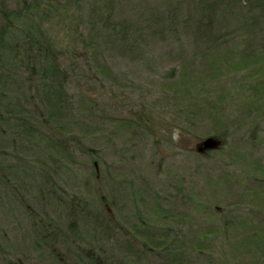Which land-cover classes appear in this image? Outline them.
I'll list each match as a JSON object with an SVG mask.
<instances>
[{"label":"rangeland","instance_id":"rangeland-1","mask_svg":"<svg viewBox=\"0 0 264 264\" xmlns=\"http://www.w3.org/2000/svg\"><path fill=\"white\" fill-rule=\"evenodd\" d=\"M21 1L0 0V10ZM201 1L112 0L116 6L110 10L104 0H41L59 8L48 18L47 28L66 50L63 67L70 75L72 103L66 126L73 149L69 157L58 156L62 166L52 179L67 201L73 195L76 202L107 212L122 240H145L135 229L141 221L169 230L166 239H177L178 264H264V114L253 119L260 117L257 127L229 118L232 134L221 131L223 148L200 151L214 125L202 115L193 122L179 113L195 106L184 102L187 82L179 89L167 87L171 81L170 86L178 85L179 72L174 78L181 68L194 73L204 90L211 82L224 88L236 85L242 77L226 69L233 62L238 65L243 54L264 50V10L256 6L257 0L230 6L228 0ZM205 10L211 11L209 30L201 21ZM93 11L115 22L137 18L142 37L132 53H119L112 38L104 36V20L91 26L97 20ZM36 15L35 21L40 19ZM92 36L96 45L86 43ZM219 57L224 75L210 81L206 69L217 68ZM138 118L149 130L131 124ZM0 144L9 153L0 160V264L72 263L80 247L117 264H172L169 252L140 251L142 255L107 247L81 223L74 240L66 208L34 201L36 184L44 181L40 163H50L47 156L29 143L13 150L6 128ZM82 145L87 152L80 150ZM24 194L28 202L15 199ZM27 208L45 210L62 236L54 243L42 242L31 228Z\"/></svg>","mask_w":264,"mask_h":264},{"label":"trees","instance_id":"trees-1","mask_svg":"<svg viewBox=\"0 0 264 264\" xmlns=\"http://www.w3.org/2000/svg\"><path fill=\"white\" fill-rule=\"evenodd\" d=\"M208 1L217 0H203L200 3L203 5V2L206 4ZM241 1L243 0H228L225 4L230 6L231 2L241 3ZM245 1L249 3L251 0ZM257 2L256 6L264 10V0H257ZM104 5L110 10L116 6L112 0H104ZM217 7L212 8V11ZM53 8L55 9L53 10ZM58 9L56 5L42 4L41 0H22L12 9L4 7L0 10V132L3 133L5 128L9 130V141L13 150L15 147H22L23 144L29 143L39 147V150L43 151V154L52 163V165L47 164L46 161L40 163L44 181L41 184H36L34 201H39L41 205H43L42 202L48 203L49 201L66 208L67 224L74 240H77L81 234L78 227L81 223L83 229H87L86 232L91 231L92 237H96L107 247L112 244L116 250L138 254H142L140 251L153 254L165 251L171 255V263L178 264L175 257H178L179 253L174 252L177 239L172 241L166 239L170 233L169 230L164 232V229L149 227L146 222L141 221L142 223L135 229L139 236L146 237L145 240L137 237L133 244L127 239L122 240L121 232L114 228L118 224L115 225L107 212L98 208H96L97 210L88 208L85 203L76 202V197L73 195L67 201L60 195V187L52 179L53 175L61 168L62 159L69 157V152L73 149L72 145H69L73 138L70 136L69 127L66 126V123H70L68 118L72 113L71 97L68 93L70 75L63 67L66 50L64 51V47L60 46L57 39L51 36L47 28L50 25L48 18L54 17V11L57 13ZM196 10L197 8L194 11L196 12ZM205 11L207 14L201 16V21L206 30H209L212 23L211 11ZM93 13L97 20H94L91 26L96 27L101 19L104 20L100 29L105 34L104 36L112 38L111 41L119 53H132L135 43L142 37L137 18L135 16L133 18L123 17L115 22L106 20V17L103 19V13L94 11ZM169 13L172 15L175 12L170 10ZM35 14L40 16L39 20H34ZM157 19L162 20L159 16L156 17ZM176 21L178 20L175 19L174 22L171 20L168 26H172L173 23L175 25ZM146 28L150 27L146 26ZM86 43L96 45L97 39L92 36ZM91 52H93V48ZM248 53L242 55L241 51L237 52L239 56L242 55L238 65L240 67L248 65L249 69H238L235 62L226 69L227 73L233 72L230 69H235L236 73L242 77L236 85L224 88L220 86L221 83L212 85L211 82L209 88L204 90L203 83H200L195 74H189L188 70L183 68L176 72L174 78L176 79L179 72L181 80H178V85L170 86L172 81L167 84V87H171V89L176 87L179 89L184 82L188 83V87L184 90L185 94H183L188 100H184V102L188 101V104L195 106L181 109L178 105L177 108L181 109L179 113L187 120L194 122L202 115L201 117L207 123L214 125L209 131L211 135L206 138H215L219 141V145L216 149L209 150L210 152L223 148V140L220 138L223 135L221 131H224L225 135L226 133L229 136L232 134V127L227 126L229 124L227 120L238 118L241 122L254 123L253 126L257 127L260 117L258 120L253 119L257 115L264 114V50L254 49L249 55H247ZM219 58L216 60L220 61L217 68L206 69L204 76H208L210 81L224 75L220 66L223 57ZM240 71L244 74L243 76L240 75ZM101 72L103 74V71ZM185 74H188V77H185ZM248 77L251 78L246 83ZM200 91L201 93H199ZM182 100L183 98L179 100L180 104ZM234 104L236 105L234 106ZM138 119L130 120L131 124L134 123L136 127L149 130L147 123ZM241 124L247 125V123ZM255 136L256 134L249 135L252 141L256 139ZM80 150L83 153L87 152L85 146ZM7 154H9L8 151L0 144V160ZM58 156H62V159H59ZM1 180H3L4 186H8L6 180L3 178ZM16 197V200L22 199L24 203L29 200L26 199L25 194ZM27 215L30 218L33 232L41 238L42 242L51 241L54 243L57 235L62 236L59 233L60 228L50 219L45 210H41L39 213L34 208H27ZM261 242L264 243V240ZM97 255L98 253L95 251L87 252L84 247H80V251L73 257L72 263L64 261L63 264H117L110 257L99 259Z\"/></svg>","mask_w":264,"mask_h":264},{"label":"water","instance_id":"water-1","mask_svg":"<svg viewBox=\"0 0 264 264\" xmlns=\"http://www.w3.org/2000/svg\"><path fill=\"white\" fill-rule=\"evenodd\" d=\"M219 145V141H217L215 138H208L204 141V146L200 151H205V150H213L216 149Z\"/></svg>","mask_w":264,"mask_h":264}]
</instances>
